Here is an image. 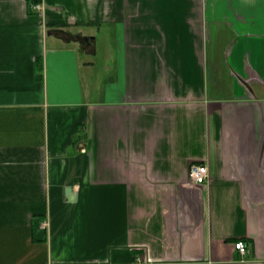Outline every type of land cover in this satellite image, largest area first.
Here are the masks:
<instances>
[{
  "label": "crops",
  "instance_id": "0c3cea01",
  "mask_svg": "<svg viewBox=\"0 0 264 264\" xmlns=\"http://www.w3.org/2000/svg\"><path fill=\"white\" fill-rule=\"evenodd\" d=\"M138 253L264 264V0H0V264Z\"/></svg>",
  "mask_w": 264,
  "mask_h": 264
},
{
  "label": "built area",
  "instance_id": "2783aa9c",
  "mask_svg": "<svg viewBox=\"0 0 264 264\" xmlns=\"http://www.w3.org/2000/svg\"><path fill=\"white\" fill-rule=\"evenodd\" d=\"M34 8H41L40 5L34 4ZM208 177V167L205 164L195 163L189 168V178L194 183H202ZM235 249H237L242 255H244L247 250V243L243 240H238L234 243ZM149 259L145 257L142 253H138L134 258V264H148Z\"/></svg>",
  "mask_w": 264,
  "mask_h": 264
},
{
  "label": "rangeland",
  "instance_id": "374dc122",
  "mask_svg": "<svg viewBox=\"0 0 264 264\" xmlns=\"http://www.w3.org/2000/svg\"><path fill=\"white\" fill-rule=\"evenodd\" d=\"M105 40L107 41V38L104 37L103 35H99L98 36V54L97 56L95 57L96 59V62H95V69H94V72L98 75L99 79L101 78H104L106 76V69L103 67V63H105V59H106V53H104L102 50H101V46L102 43L101 41L102 40Z\"/></svg>",
  "mask_w": 264,
  "mask_h": 264
},
{
  "label": "trees",
  "instance_id": "16d2710c",
  "mask_svg": "<svg viewBox=\"0 0 264 264\" xmlns=\"http://www.w3.org/2000/svg\"><path fill=\"white\" fill-rule=\"evenodd\" d=\"M36 2V1H35Z\"/></svg>",
  "mask_w": 264,
  "mask_h": 264
}]
</instances>
